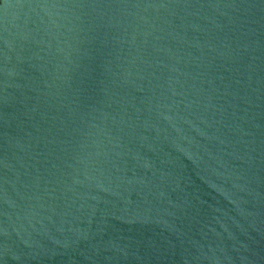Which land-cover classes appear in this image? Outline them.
<instances>
[{"label":"water","instance_id":"1","mask_svg":"<svg viewBox=\"0 0 264 264\" xmlns=\"http://www.w3.org/2000/svg\"><path fill=\"white\" fill-rule=\"evenodd\" d=\"M0 264H264V0H0Z\"/></svg>","mask_w":264,"mask_h":264}]
</instances>
